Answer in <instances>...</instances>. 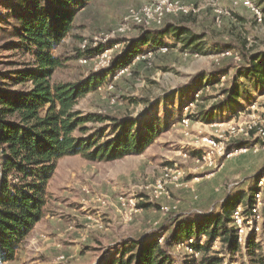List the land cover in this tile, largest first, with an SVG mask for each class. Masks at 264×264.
Returning <instances> with one entry per match:
<instances>
[{
  "label": "rangeland",
  "instance_id": "rangeland-1",
  "mask_svg": "<svg viewBox=\"0 0 264 264\" xmlns=\"http://www.w3.org/2000/svg\"><path fill=\"white\" fill-rule=\"evenodd\" d=\"M250 1L261 12V23L240 0H94L80 8L74 29L54 49L63 62L54 81L106 78L80 99L76 110L113 120L161 121L163 132L141 156L108 163L88 162L81 156L60 160L48 183L45 219L34 228L19 257L0 264H99L120 241L152 237L155 230L172 229L181 219L218 213L229 198L243 197L247 203L264 177V141L257 130L225 142L227 153L241 146L251 148L248 153L215 156L214 166H205L191 144L197 137H226L231 125H264V91L253 92L249 80L241 77L254 56L264 55V0ZM175 2L182 11L171 9ZM11 3L0 0V18ZM170 24L188 28L204 52L195 54L172 36H158ZM147 31L156 33V44L144 47L139 40ZM3 35L0 32V74L28 67L29 56L5 47ZM130 45L142 54H153L138 61L135 56L115 70L113 61ZM164 46L168 52L159 51ZM99 47L110 50L105 59L93 54ZM226 50L233 57H220ZM235 84L246 85L250 92L248 100L239 99L240 107L230 112L227 91ZM201 90L199 102L186 112ZM186 115L191 118L187 129L180 125ZM113 124L112 120L91 122L88 135L101 130L105 140L113 138ZM159 179H164L165 193L157 199ZM1 181L0 169V187ZM120 198L135 199L139 211L122 208ZM162 207L174 209L166 214ZM207 240L206 236L199 239L204 244ZM258 240L264 251L262 233ZM224 245L216 239L207 254L218 256L223 264H250L246 250L232 255ZM63 255L65 261H59ZM186 259L185 250L176 248L173 264H185Z\"/></svg>",
  "mask_w": 264,
  "mask_h": 264
},
{
  "label": "trees",
  "instance_id": "trees-1",
  "mask_svg": "<svg viewBox=\"0 0 264 264\" xmlns=\"http://www.w3.org/2000/svg\"><path fill=\"white\" fill-rule=\"evenodd\" d=\"M94 0H11L9 12L0 18V32L5 47L29 56L28 67L0 74V262L19 257L34 228L48 212L49 180L58 162L81 156L88 162H109L129 155L141 156L155 144L163 131L161 121L113 120L99 114H83L76 110L80 99L105 79L62 83L54 81L62 68V58L53 54L75 27L80 8ZM160 37L172 36L185 50L201 54L199 38L187 28L168 25L158 32ZM156 33L147 31L139 40L144 46L156 44ZM154 49L153 47H151ZM100 55L105 49L95 48ZM88 50L87 53H91ZM140 48L128 46L113 61L115 70L130 64ZM90 55V54H89ZM250 66L241 73L251 83L253 92L264 91V55L254 56ZM16 65V64H15ZM116 71H112V74ZM110 75V74H109ZM20 86V90H14ZM244 84H235L227 91L230 112L240 107L239 99L248 100ZM250 92V91H249ZM208 117H205L206 121ZM112 120L113 138L105 140L100 131L88 135V124ZM159 124H161L159 126ZM103 131V130H102ZM80 134V135H78ZM258 184L247 203L243 197L227 199L218 213L189 220L181 219L173 226L159 228L141 240L129 238L110 247L99 264H173V254L180 242L193 238L192 247L200 251L199 259L186 256L185 264H223L218 256H209L216 239L232 255L246 250L250 264H264L262 241L251 235L244 245L239 243L234 228L233 211L240 205H251ZM143 204L140 206L142 207ZM264 213V207H263ZM264 236V220H263ZM164 236V243L158 237ZM202 236L208 240L198 243Z\"/></svg>",
  "mask_w": 264,
  "mask_h": 264
},
{
  "label": "built area",
  "instance_id": "built-area-1",
  "mask_svg": "<svg viewBox=\"0 0 264 264\" xmlns=\"http://www.w3.org/2000/svg\"><path fill=\"white\" fill-rule=\"evenodd\" d=\"M241 3L248 9H251L252 11L254 10L256 14L257 21L261 23L263 21V16L261 12L254 7L252 2L250 0H240ZM167 5V3L165 4ZM171 9H176V10H183V7L179 5V2H175L170 4ZM161 16L163 14H160ZM161 22V19H159V23ZM169 48L167 46L160 47L161 52L165 53L168 52ZM110 50H106L104 53L101 54L102 59H105L107 57V54L109 53ZM153 54V51L148 52V54H142L141 51L138 52L136 55V60H140L141 58L146 59L148 56H151ZM221 56H228V57H233V53L230 50L223 51L220 55ZM100 57V56H99ZM238 59V56H237ZM86 62V61H85ZM122 72H125V70H122ZM204 92V90L199 91L195 95V99L189 103L185 107V111L189 112V110L194 107L196 103L199 102L201 99V94ZM256 106H252V109H255ZM241 113V112H239ZM191 122L190 116L183 118L180 121V125L187 129L189 127V124ZM257 130V135L260 139L264 141V125L257 127V124H249L246 125L245 127L240 125L236 126H229L228 131H227V136L225 137L224 135L220 137L219 139L213 138L211 136L207 137H197L195 141L191 144V146L194 147V150H196L199 154L200 159H202V162L205 164V166H214L215 164V156L218 157H223L224 154L228 152L227 146H226V141L229 140V138H233L236 136H244V137H249L252 131ZM258 144L256 143L254 146L255 151L258 150ZM251 150V148L247 146H241L240 148H234L233 151H230L227 153L226 158H230L232 156L238 155L240 153H248ZM165 177H169V175H166ZM178 176L175 178L177 179ZM174 178V179H175ZM164 179H159L158 183L155 188V198L159 199L160 196H163L165 193V182L163 181ZM258 191L255 192L253 202L251 205H240L238 206L234 211L232 215V221L234 228L237 230V235L239 238V243L241 245H244L246 240L251 236V235H256L259 236V234L262 233L263 231V220H264V213H263V207H264V195H263V190H264V177L259 182L258 185ZM120 204L122 208H130L131 212H138L139 208L137 206V202L135 199L132 198H120ZM174 209V208H173ZM170 207H162V211L166 214L170 213L172 210ZM164 236L160 237L158 239V243L161 244L164 242ZM197 242L195 238L187 241V242H180L177 244V248L183 249L186 252V256L189 255L193 258L199 259L201 256L200 251L196 250L194 247H192L193 243ZM200 245H204L203 242L198 241ZM59 261H65V256H61Z\"/></svg>",
  "mask_w": 264,
  "mask_h": 264
},
{
  "label": "crops",
  "instance_id": "crops-1",
  "mask_svg": "<svg viewBox=\"0 0 264 264\" xmlns=\"http://www.w3.org/2000/svg\"><path fill=\"white\" fill-rule=\"evenodd\" d=\"M144 47H148V46H144Z\"/></svg>",
  "mask_w": 264,
  "mask_h": 264
}]
</instances>
